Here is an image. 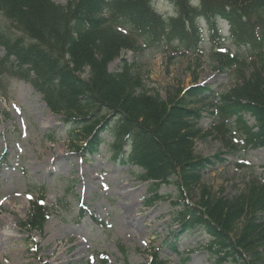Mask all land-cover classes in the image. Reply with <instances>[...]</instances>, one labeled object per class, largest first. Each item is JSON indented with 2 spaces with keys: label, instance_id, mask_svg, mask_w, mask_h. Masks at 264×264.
<instances>
[{
  "label": "rangeland",
  "instance_id": "1",
  "mask_svg": "<svg viewBox=\"0 0 264 264\" xmlns=\"http://www.w3.org/2000/svg\"><path fill=\"white\" fill-rule=\"evenodd\" d=\"M53 1L66 5L69 0ZM152 5L157 14L176 20L170 0H153ZM259 14L247 16L251 27L264 26V15ZM201 27L199 35L188 40L194 47L175 41L145 44L134 33L116 29L122 46L107 65L113 73L130 70L136 77L132 96L140 102L148 97L152 105H141L152 112L157 107L151 99L169 105L181 90L194 84L207 85L213 92L202 104L196 124L200 135L192 140V151L199 157L217 156L221 162L205 168L198 182L185 186L179 197L175 185L163 182H157V190L149 194L147 182L138 178L140 168L117 162L105 145L99 155L85 158L76 149L84 143L82 136L71 139L62 113L52 111L36 87L0 73V264H103L105 258L107 264H148L155 250L163 264H214L204 248L209 237L198 228L184 232L178 218L186 205L199 207L201 213L203 207L216 213L218 200L231 201L246 193L253 182L263 180L264 146L243 151L235 117L224 123L229 127L224 132L218 99L237 86L262 99L263 88L253 78V49H238L244 62L227 74L215 69L212 55L220 53V46L227 54L237 51L228 38L230 26L221 32L214 23L202 22ZM246 39V34L237 36L240 42ZM3 53L0 49V56ZM87 71L84 67L81 76L89 77ZM242 118L247 125H255L247 114ZM39 194L48 208L40 233L21 225ZM159 197L160 201L151 203ZM241 223L228 230L234 240Z\"/></svg>",
  "mask_w": 264,
  "mask_h": 264
},
{
  "label": "trees",
  "instance_id": "2",
  "mask_svg": "<svg viewBox=\"0 0 264 264\" xmlns=\"http://www.w3.org/2000/svg\"><path fill=\"white\" fill-rule=\"evenodd\" d=\"M171 1L177 14L172 21L155 13L153 0H69L64 6L52 0H0L4 18L0 24V49L4 52L0 73L35 86L48 107L62 113L71 139L77 141L82 136L84 143L76 149L86 158L100 154L105 145L117 162L140 168L138 178L147 181L149 194L157 190V182H163L175 185L179 197L183 188L198 182L205 168L221 162L217 156L204 158L192 151V140L200 135L196 124L202 104L213 92L207 85L194 84L181 90L169 105L150 98L156 112L141 105L153 102H148V97L140 102L132 96L136 77L130 70L113 73L107 67L122 46L116 29L134 33L145 44L175 41L194 47L188 40L201 32L200 20L208 25L226 20L232 30L230 42L237 51L214 52L215 69L227 74L244 62L238 49H253V78L263 88L262 99L240 86L219 97L224 132L229 130L224 123L235 117L242 149L247 151L264 146V26L251 27L247 22V16L255 12L264 15V0ZM194 3L196 7H190ZM240 33L248 39L238 41ZM84 67L89 77L81 76ZM244 114L253 117L255 125H247ZM249 189L231 201L218 200L216 213L206 212L204 207L201 213L199 207L186 205L178 218L184 232L198 228L208 235L204 248L214 264H264V178ZM38 198L21 224L28 231L41 232L46 222L48 209L43 197ZM239 220L242 226L234 240L228 230L234 231ZM168 247L176 252L171 243ZM119 249L125 252L123 247ZM148 264H163L157 250Z\"/></svg>",
  "mask_w": 264,
  "mask_h": 264
},
{
  "label": "bare ground",
  "instance_id": "3",
  "mask_svg": "<svg viewBox=\"0 0 264 264\" xmlns=\"http://www.w3.org/2000/svg\"><path fill=\"white\" fill-rule=\"evenodd\" d=\"M72 238V237H71Z\"/></svg>",
  "mask_w": 264,
  "mask_h": 264
}]
</instances>
